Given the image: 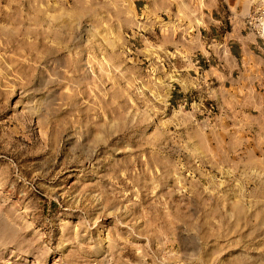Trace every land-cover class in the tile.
Instances as JSON below:
<instances>
[{
  "label": "rangeland",
  "instance_id": "obj_1",
  "mask_svg": "<svg viewBox=\"0 0 264 264\" xmlns=\"http://www.w3.org/2000/svg\"><path fill=\"white\" fill-rule=\"evenodd\" d=\"M256 2L0 0V264H264Z\"/></svg>",
  "mask_w": 264,
  "mask_h": 264
},
{
  "label": "crops",
  "instance_id": "obj_2",
  "mask_svg": "<svg viewBox=\"0 0 264 264\" xmlns=\"http://www.w3.org/2000/svg\"><path fill=\"white\" fill-rule=\"evenodd\" d=\"M210 25H214L212 20H210ZM221 38L224 40V44H226L230 54L238 61L243 62L244 56L251 55V53L264 59V42L248 30L244 24V20L236 28L228 30ZM207 60H210L209 57L204 59L203 56L196 62L201 63L205 61L206 63Z\"/></svg>",
  "mask_w": 264,
  "mask_h": 264
},
{
  "label": "built area",
  "instance_id": "obj_3",
  "mask_svg": "<svg viewBox=\"0 0 264 264\" xmlns=\"http://www.w3.org/2000/svg\"><path fill=\"white\" fill-rule=\"evenodd\" d=\"M246 26L264 42V0H257L254 9L247 16Z\"/></svg>",
  "mask_w": 264,
  "mask_h": 264
}]
</instances>
